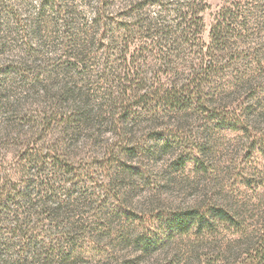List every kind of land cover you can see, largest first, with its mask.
<instances>
[{"label":"rangeland","instance_id":"obj_1","mask_svg":"<svg viewBox=\"0 0 264 264\" xmlns=\"http://www.w3.org/2000/svg\"><path fill=\"white\" fill-rule=\"evenodd\" d=\"M116 3L0 0V264H264V0H207L165 48ZM191 210L202 228L174 230Z\"/></svg>","mask_w":264,"mask_h":264},{"label":"trees","instance_id":"obj_2","mask_svg":"<svg viewBox=\"0 0 264 264\" xmlns=\"http://www.w3.org/2000/svg\"><path fill=\"white\" fill-rule=\"evenodd\" d=\"M115 1L116 2L118 1L116 5H118L119 8L118 10H120L119 12L120 18L121 16L124 17L128 16L129 18L135 20L133 23L130 21L125 22L124 20H121L122 22L121 28L123 29V31H125L126 37L129 36L131 38L132 36H136L141 27V30L145 29L147 31L146 35H143V37L153 40L152 42H157L159 39L164 40L160 44V48H165V46H167L166 44L173 45L175 47L176 46L175 42L181 39L180 37L185 34H187V37L191 39L190 35L192 33L190 29L189 28L186 29L182 27L184 24H194L195 22L203 24V18L201 16V13L205 11L207 7V3H206L207 0H97L98 8L94 13L95 22L100 21L99 19L103 17V14L105 15L107 14V12L110 11L109 9L113 4H115ZM232 1L234 2L235 0ZM40 2L41 3L46 2V4L50 3L55 7L61 8L63 5L71 2V0H40ZM238 4H240V0ZM232 5H234V3H232ZM153 6L154 7L156 6L157 8L160 7L159 15L157 14L152 15L148 13L142 14V10L144 8L153 7ZM231 13L233 14V12ZM155 15H157L156 19H154ZM171 15H174L173 21L178 22V27L176 29L170 28V29H166L165 31L162 28L160 30L156 29V27H158L160 23V19H164L165 21V18ZM233 24L234 21L226 22V15L224 14L223 19H219L211 29V36L213 41H215V43L217 44L224 42V40L226 39L225 36L227 35L226 29H229L231 27L233 28ZM180 28L181 31H179ZM128 32L129 35H127ZM170 42L172 44H170ZM125 70H127L128 75L125 76L124 81H128L131 83V81L128 79L129 76L132 74L133 75L138 74L137 72L139 69L137 70L136 67H132V65L130 64L125 67ZM196 80L198 79H194L190 83L185 85V88H187L186 92L184 90L177 92L176 88L173 89L176 86V84L174 85V83H169L163 102H165L166 104H171L174 107L181 108L182 105L185 107V103L188 101L187 104L191 106L193 103V99H192L193 92H190L191 94L190 97H187L186 95L188 94L187 92H189L187 90H189L195 84ZM132 82L133 84L131 83V85H134V82L136 81H132ZM155 84H157V82H155ZM199 85L201 86V84ZM128 88L132 89V86ZM128 88H124L125 89L124 94H129V92H131L130 99H133L132 97L136 98V95H133L132 90L128 91ZM143 88L144 87H141L139 88V90H142ZM188 98L190 99V101L188 100ZM199 101L201 102V100ZM127 102H130V100H128ZM143 102L146 105H148L150 101H148L147 98L143 96V98L139 99L136 103L143 104ZM132 106H134V104L130 103L129 108ZM125 117H127L128 119L130 118V115L128 113H125ZM120 122L122 123V121H119V125ZM209 214L211 216H214V218L224 220L230 224H235L238 222L237 217L231 214L229 209L223 206L213 207L212 210L209 212ZM206 217H207V213H204L200 210H191L187 212L186 215L178 216L176 218V221L173 225V229L176 231L187 232L191 230V226L194 224H197L199 228H202V226L205 224V219H207Z\"/></svg>","mask_w":264,"mask_h":264}]
</instances>
